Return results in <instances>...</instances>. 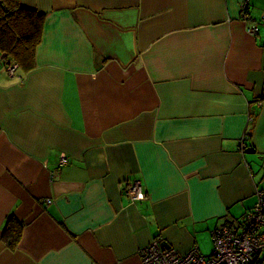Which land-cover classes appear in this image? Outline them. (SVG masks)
<instances>
[{
    "label": "crops",
    "instance_id": "0c3cea01",
    "mask_svg": "<svg viewBox=\"0 0 264 264\" xmlns=\"http://www.w3.org/2000/svg\"><path fill=\"white\" fill-rule=\"evenodd\" d=\"M20 3L45 22L31 71L0 53V264L211 254L264 191V0Z\"/></svg>",
    "mask_w": 264,
    "mask_h": 264
},
{
    "label": "built area",
    "instance_id": "2783aa9c",
    "mask_svg": "<svg viewBox=\"0 0 264 264\" xmlns=\"http://www.w3.org/2000/svg\"><path fill=\"white\" fill-rule=\"evenodd\" d=\"M244 19H246L245 13ZM261 26L264 27V19L252 23L246 29L251 36H256L260 33ZM6 65L10 74H14L18 68L13 60ZM68 162V158L63 155L60 165H66ZM125 191L131 201L146 199V192L139 181L130 183ZM259 197L260 201L240 221L229 225L223 224L217 228L214 234L213 254L205 256L198 248L181 254L176 248H166L164 242L158 238L141 251V262L143 264H258L260 255L264 252V191Z\"/></svg>",
    "mask_w": 264,
    "mask_h": 264
},
{
    "label": "trees",
    "instance_id": "16d2710c",
    "mask_svg": "<svg viewBox=\"0 0 264 264\" xmlns=\"http://www.w3.org/2000/svg\"><path fill=\"white\" fill-rule=\"evenodd\" d=\"M44 22L43 14L25 7L20 0H0V53L5 64L13 60L26 72L35 67V51L42 42ZM22 229L20 221L10 218L2 239L15 249Z\"/></svg>",
    "mask_w": 264,
    "mask_h": 264
},
{
    "label": "rangeland",
    "instance_id": "374dc122",
    "mask_svg": "<svg viewBox=\"0 0 264 264\" xmlns=\"http://www.w3.org/2000/svg\"><path fill=\"white\" fill-rule=\"evenodd\" d=\"M262 20H263V19H262ZM262 20H261V21H262ZM258 22H260V21H258ZM146 198H147V193H146ZM50 202H51V201L49 200L48 204H49ZM254 207H255V206H254ZM254 207H253V208H254ZM251 211H252V210H251ZM249 212H250V211H249ZM235 223H236V222H235ZM229 224H234V223H229ZM229 224H227V225H229ZM218 227H219V226H218ZM218 227H217V228H218ZM217 228L212 232V235H213V247H214V236H215L214 234H215V232L217 231ZM214 250H215V247H214V249H213V251H212L211 254L214 253ZM209 255H210V254H209ZM205 256H206V255H205Z\"/></svg>",
    "mask_w": 264,
    "mask_h": 264
},
{
    "label": "water",
    "instance_id": "95a60500",
    "mask_svg": "<svg viewBox=\"0 0 264 264\" xmlns=\"http://www.w3.org/2000/svg\"><path fill=\"white\" fill-rule=\"evenodd\" d=\"M256 151L255 150H253V149H249L246 153H248V154H250V153H255ZM164 246L166 247V248H170L171 246H169V244H167V243H164Z\"/></svg>",
    "mask_w": 264,
    "mask_h": 264
}]
</instances>
